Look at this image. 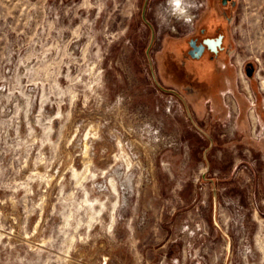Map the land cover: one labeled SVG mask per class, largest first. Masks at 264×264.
<instances>
[{
  "label": "rangeland",
  "instance_id": "1",
  "mask_svg": "<svg viewBox=\"0 0 264 264\" xmlns=\"http://www.w3.org/2000/svg\"><path fill=\"white\" fill-rule=\"evenodd\" d=\"M143 3L0 0V264H264V0L231 25L259 110L235 140L156 86L163 34L189 25L147 0L150 28Z\"/></svg>",
  "mask_w": 264,
  "mask_h": 264
},
{
  "label": "flooded vegetation",
  "instance_id": "2",
  "mask_svg": "<svg viewBox=\"0 0 264 264\" xmlns=\"http://www.w3.org/2000/svg\"><path fill=\"white\" fill-rule=\"evenodd\" d=\"M146 2L144 0L141 10L142 19L151 28L144 17ZM237 10L238 0H200L187 28L173 25L171 32L163 34L154 56L155 66L151 68L156 86L180 101L190 123L206 138H209L208 134L197 125L198 118L191 111L195 106L198 113L208 107L212 122L233 118L231 140H235L240 131V119L246 104L252 105L246 113L259 114L254 97L247 95L250 87L247 86L242 93L244 88L237 78L238 72L250 78L254 74L253 64L245 63L240 71L233 64L231 25L237 17ZM210 139L212 146L214 140Z\"/></svg>",
  "mask_w": 264,
  "mask_h": 264
},
{
  "label": "clouds",
  "instance_id": "3",
  "mask_svg": "<svg viewBox=\"0 0 264 264\" xmlns=\"http://www.w3.org/2000/svg\"><path fill=\"white\" fill-rule=\"evenodd\" d=\"M195 7V0H165L162 6H158L156 18L163 26H167L169 17L190 24L193 19L190 10ZM161 8L163 11H161ZM121 100L122 98H118V102Z\"/></svg>",
  "mask_w": 264,
  "mask_h": 264
},
{
  "label": "water",
  "instance_id": "4",
  "mask_svg": "<svg viewBox=\"0 0 264 264\" xmlns=\"http://www.w3.org/2000/svg\"><path fill=\"white\" fill-rule=\"evenodd\" d=\"M214 196H215V194H214ZM215 199V198H214ZM215 201V200H214Z\"/></svg>",
  "mask_w": 264,
  "mask_h": 264
}]
</instances>
